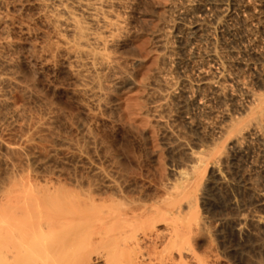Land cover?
I'll return each instance as SVG.
<instances>
[{"label": "bare ground", "instance_id": "bare-ground-1", "mask_svg": "<svg viewBox=\"0 0 264 264\" xmlns=\"http://www.w3.org/2000/svg\"><path fill=\"white\" fill-rule=\"evenodd\" d=\"M129 3L131 0H0V23L8 28L0 46L14 47L11 31L35 43V59L45 68L58 64L67 68L77 82L74 96L81 95L88 113L104 121L102 109L110 106L113 93L131 85L132 75L112 49L125 40L126 18L121 10ZM17 6L22 10L19 15L14 14ZM183 9L181 14L202 9L205 16L198 15L187 24L179 11L174 24L181 26L177 37L184 53L172 63L177 76L145 69L138 80L142 91H147V105L170 123L171 129L165 131L174 135L173 140L183 135L174 125L180 116L196 131L194 146L178 136V146L174 148L173 142L175 155L171 156L186 158L181 163L174 158L178 163L172 172L175 178L160 187L156 184L151 194L136 196L117 184L115 177L108 181L111 189L99 193L78 182V189L76 185L71 189L72 182L68 188L45 177L38 181L26 172L6 175V182H0V264H221L219 256L201 252L211 234L200 216L199 192L206 189L201 195L213 197L211 191L238 186L242 191L253 190L254 207L264 208V187L250 181V169L243 165L257 152L262 158L257 167L264 172V0H189ZM139 47L147 52L146 41ZM7 66L0 70V82L14 87L17 78L9 70V61ZM227 172H240L243 180L237 181ZM251 208L239 206L224 221L238 232L251 225L250 232L263 241L264 214ZM206 250L210 249L206 246ZM260 255L248 256V264H264Z\"/></svg>", "mask_w": 264, "mask_h": 264}, {"label": "rangeland", "instance_id": "rangeland-1", "mask_svg": "<svg viewBox=\"0 0 264 264\" xmlns=\"http://www.w3.org/2000/svg\"><path fill=\"white\" fill-rule=\"evenodd\" d=\"M188 2L189 0H131V3L127 7L125 6L124 10H121L126 18L127 33L125 40L115 44L112 49L120 56L122 63L127 66L129 73L132 75V79L129 81L132 86L128 85L126 88L124 87L113 93L110 106L108 104L106 108L102 109L104 121L94 119L92 114L88 113L89 111L83 106L82 99L80 100L81 95L75 94L74 96L73 90L77 82L70 76L67 68L62 64L45 68L39 63L38 59H35L37 58L35 57L37 50H34L33 45L35 43L30 40L31 43L28 40H22L17 33L10 30L9 37L13 41L14 47L0 46V70H6L9 61V70L15 74L17 82L12 85L14 87L0 82V92H2V96H0V99H2L0 100V182L3 180L6 182L7 177L5 176L10 177L11 173L14 175L19 172H26L31 174L32 177H36L35 179L38 181L42 180L43 182L47 179L57 185L67 184L68 186H65L68 188H70L72 182L71 189H74L75 185L77 188L78 184L90 185L92 189L100 193L111 189L107 187L108 181L115 177L117 184L123 185L126 192L137 196L146 194L149 191L153 193L160 184L174 179L175 173L172 172H174L175 165L178 164V161L181 163L182 159L183 161L186 159L183 153L181 154L184 158L180 157V154L176 156L180 160L172 157L175 155L174 148L178 146L175 145L177 144L175 142L177 136L186 141L185 143L189 144L191 142L192 144H190L194 146V142L197 141L196 131L186 123L184 116H180L181 118L179 117L174 125L180 128L181 132L179 130L178 133L183 135H175L174 138L176 139L173 140L174 135L166 132L171 129L169 127L170 123L165 117L155 114L152 110L153 107L148 106L149 104L145 99L147 91H142L143 87L139 81L142 77L141 71L146 72V70L152 74L162 70L173 75L171 77L177 76L176 67L174 68L175 64L172 63L184 52L182 53V43L177 37L179 35L177 32L181 31L179 29L181 26L178 23H176L177 25L174 24L175 20H178V16L181 15V18L184 17L182 22L189 24L194 22L198 15V18L203 17L202 9H197L194 13H185L184 9ZM180 7L184 8L183 14H181L182 8ZM20 13H22L21 7L17 6L14 9V14L19 15ZM184 13L187 15L183 16ZM235 23L233 25L237 28L240 24L236 23L237 26ZM4 25V23H0V38L8 35V28ZM41 27L47 30L44 25ZM36 39L38 40V38ZM37 40H35L36 43ZM143 41L147 42L148 53L146 51L143 53L140 50L139 44ZM3 59L4 61L6 59V63ZM133 79L136 81L133 82ZM164 125L168 127L163 128ZM166 133L170 135L167 136ZM173 142H175V146ZM6 146L8 147L6 148ZM256 153L252 154L251 158L243 165L250 169L249 179H252L250 181L254 180L252 183L256 187L263 188L264 172L257 167L262 163V158L259 153ZM174 158L177 162L174 161ZM5 160H9L8 162L11 165H7ZM12 166L14 169H12ZM225 170L227 171V168ZM9 171L10 173H7ZM231 173H228V175H232L237 181L243 180L240 172ZM107 175L111 177L109 178ZM161 176L163 179L159 178ZM171 177L172 179H170ZM225 189V187H222L221 190L209 192L214 194L213 197L209 195L202 196L207 193V191H204L206 189L201 190L203 191L201 192L202 195L199 192L200 216L206 220L211 234L202 243L201 252L209 254L211 252V254L219 256L221 264H248V256L255 255V253L257 256L261 254L260 257L262 256L261 258L264 259V243H258L264 242V239L259 241L261 238L250 232L251 225L247 224L244 228L245 231H239V233L238 230L230 227L229 222L224 221V218L233 217L239 206L252 207L251 209H257L260 214H264V208L254 207L255 194L253 190L242 191L241 187L238 186ZM151 193L149 192V194ZM207 196L209 197L206 198ZM210 197L214 200L210 199L209 201ZM209 202L212 204H209ZM214 202L215 204H213ZM262 230L264 232V228ZM206 246L210 250H206Z\"/></svg>", "mask_w": 264, "mask_h": 264}]
</instances>
